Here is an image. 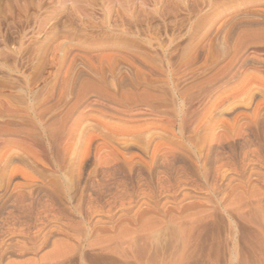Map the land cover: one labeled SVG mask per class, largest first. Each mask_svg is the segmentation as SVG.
I'll list each match as a JSON object with an SVG mask.
<instances>
[{
	"label": "rangeland",
	"instance_id": "374dc122",
	"mask_svg": "<svg viewBox=\"0 0 264 264\" xmlns=\"http://www.w3.org/2000/svg\"><path fill=\"white\" fill-rule=\"evenodd\" d=\"M255 1L258 0H0V129L6 122L11 128L31 127L29 131L43 133H38L42 139L40 144L46 145L45 153L39 151L35 146L38 143L26 130L23 135L18 130L0 136V264H41L43 259L53 255L56 241L59 243L55 248L64 249L65 256L60 260L57 257L58 263L54 258L57 255L51 257L53 260L49 258L56 260L55 264H264V77L250 68L238 83L226 85L231 81L228 79H232L230 76L217 84L224 87L211 98L212 91L195 94L192 100H197L192 110H186L187 100L183 99L187 92L195 93L198 83H203L208 75L211 79L221 64L223 29L230 28L236 18L238 21L250 15L252 19L264 21V9L263 12L258 10L264 8V4H255ZM232 8L234 10H230ZM230 16L234 17L229 19ZM228 19L225 26L224 20ZM193 52L199 60L193 65L194 72L187 73L184 63ZM91 82L100 84L109 93H118L123 88H134L132 90L139 93L150 91L158 97L152 99L161 114H156L155 110L152 113L144 106L140 110L115 104L117 108L107 99L89 98L91 93L78 99L80 89ZM162 101L165 103H159ZM38 112L46 116L43 118ZM46 117L60 118L57 119L60 127L69 125V128L62 126L66 128V137L60 139L58 148L65 152L59 150L58 156L52 139L47 138V124L58 122ZM60 154H63L62 159ZM179 214H183L182 218ZM174 215H178L175 221L177 218L181 221L172 220ZM162 220L166 226L156 229L164 224ZM181 222L185 225H181L183 231L188 230V233L182 231L183 234L189 236L184 237L187 239L183 240L184 248ZM125 225L128 233L135 227L132 234L125 232ZM145 225L150 226L148 230ZM138 228L143 229L140 232ZM148 231L157 235L150 237L152 233H149L150 238L144 237ZM176 232L182 236L178 238ZM139 233L143 238L137 236ZM104 235H110L107 236L110 240ZM99 236L103 241L100 242ZM129 236L137 240L133 243L130 238L126 240ZM122 237L125 244L120 245ZM93 238L97 239V245H93ZM112 238L114 242L119 240L116 243L121 249L125 246L126 251L113 250L117 244ZM110 241L114 244L110 245ZM102 242L108 243L103 244L105 248L112 246V249L100 248ZM140 259L143 263L138 262Z\"/></svg>",
	"mask_w": 264,
	"mask_h": 264
},
{
	"label": "bare ground",
	"instance_id": "6f19581e",
	"mask_svg": "<svg viewBox=\"0 0 264 264\" xmlns=\"http://www.w3.org/2000/svg\"><path fill=\"white\" fill-rule=\"evenodd\" d=\"M256 3L255 4H260V5H263L264 4V0H258V1H255ZM235 3V2H234ZM252 4V3H251ZM250 5V4H249ZM248 5V6H249ZM261 7V6H260ZM235 8V7H234ZM262 9H264V8H258V10L260 11H262ZM230 10H234L233 8L232 9H230ZM229 10V11H230ZM248 11H249V9H248ZM260 11V12H261ZM245 12V11H244ZM256 12H258V11H256ZM263 12V11H262ZM246 14L248 13V12H245ZM259 13V12H258ZM222 14V13H221ZM243 14V17H245V15H244V13H242ZM249 14H250V12H249ZM252 14V13H251ZM254 14V13H253ZM238 15V14H237ZM248 15V14H247ZM256 15V14H255ZM262 15V14H261ZM235 16V15H234ZM234 16H230L229 17V19L230 18H233ZM252 15H250V17H251ZM223 17V16H222ZM237 17V16H236ZM235 17V18H236ZM242 17V16H241ZM248 17V16H247ZM250 17H248V18H242V19H239L240 17H238V21H237V18H236V21H234L233 22V25L230 27V25H229V27L230 28H228L227 30H225V29H223L225 32H224V34L223 35H221L222 36V38H220V40H221V49L223 50L222 51V58L221 57H219V58H221L222 59V62H221V64L219 65V67L216 69L217 70V72H216V70H215V74L213 73V75L212 76H210V77H212L211 79L209 78V75L207 76V79H205V80H203V83H202V81H201V83H198V88H196V89H198L195 93H192V92H187L186 94L185 93H183V94H185L186 96H185V98H183L184 97V95H183V99H185V100H187L186 101V104H188V106L186 105V107H187V109L186 110H188V109H191L192 108V106L194 107V103H196L195 101L197 100V98H196V100L193 102V100L192 99H194V95L196 94V95H199L200 93L202 94V93H208V92H211L210 93V98H211V96H213L212 94H214L215 92H217L218 90H220V87H219V85H217V84H219V83H222L223 82V80L225 79H227V78H229L230 76L232 77V79H228V80H231L230 82H228V83H226V85H229L231 82H234V81H237L239 78V81L241 80V77L242 78H244L243 76L246 74V72H247V70L248 69H250V70H252V72L255 70L261 77H264V21L262 22V21H260V20H255L254 18L252 19V17L250 18ZM229 19L228 20H224V21H226V25L225 26H227V21H229ZM256 19H258V18H256ZM234 20V19H233ZM231 21V20H230ZM232 22V21H231ZM230 22V23H231ZM223 23V22H222ZM229 23V22H228ZM221 24V23H220ZM224 24H225V22H224ZM222 25V24H221ZM220 26V25H219ZM206 27V26H205ZM223 27V26H222ZM222 30V31H223ZM219 31H220V29H219ZM221 32V31H220ZM217 33V32H216ZM212 34V33H211ZM216 36H218V35H216ZM194 43H196V42H194ZM220 45V44H219ZM191 46V45H190ZM198 46V45H197ZM217 46V45H216ZM216 46H215V48H216ZM220 47V46H219ZM204 48V47H203ZM202 48V49H203ZM194 49V48H193ZM201 49V48H200ZM206 49H207V47H206ZM188 50V49H187ZM196 51V50H195ZM221 52V51H220ZM209 53H210V51H209ZM187 54V53H186ZM185 54V55H186ZM198 54V53H197ZM208 55V54H207ZM215 55V54H214ZM219 56V55H218ZM189 57V56H188ZM209 57V56H208ZM202 58V57H201ZM188 59V58H187ZM196 59H198V57H197V55L196 54H194V52H193V55L191 56V58H189L188 60H187V62H186V64L184 63V65H185V69L186 70H188V72L187 73H192V71L194 70L193 69V65H194V63H196L197 62V60ZM143 60V59H142ZM199 60V59H198ZM205 61H206V59H204ZM204 61V62H205ZM214 61V60H213ZM138 62V61H137ZM136 62V63H137ZM146 62V61H145ZM145 62H143V63H145ZM203 62V61H202ZM203 62V63H204ZM216 62H218V61H216ZM155 63V62H154ZM170 63V62H169ZM180 63V62H179ZM199 63V62H198ZM197 63V64H198ZM215 63V62H214ZM139 64V63H138ZM158 64V63H157ZM140 65V64H139ZM142 65V64H141ZM166 65V64H165ZM208 65H210V64H208ZM145 66V65H144ZM159 66H161V64L159 65ZM196 66V65H195ZM211 66V65H210ZM209 66V67H210ZM215 66V65H214ZM142 67V66H141ZM201 67V66H200ZM144 68V67H143ZM172 68V67H171ZM175 68V67H174ZM208 68V67H207ZM142 69V68H141ZM155 69V68H154ZM183 69V68H182ZM197 69H199L200 70V68H197ZM148 70V69H147ZM209 70H210V68H209ZM249 70V71H250ZM99 71V70H98ZM144 71V70H143ZM160 71V70H159ZM196 71V70H195ZM249 71H248V73H249ZM137 72V71H136ZM168 72V71H167ZM194 72V71H193ZM198 72V71H197ZM202 72V71H201ZM201 72H200V74H201ZM204 72V71H203ZM169 73V72H168ZM185 73V72H184ZM206 73V72H205ZM204 73V74H205ZM209 73V72H208ZM207 73V74H208ZM247 73V74H248ZM87 74V73H86ZM103 74V73H102ZM142 74V73H141ZM171 74V73H170ZM253 74V76H254V74L255 73H252ZM136 75V74H135ZM189 75V74H188ZM234 75H236L235 77H233ZM91 76V75H90ZM98 76V75H97ZM137 76V75H136ZM141 76V75H140ZM144 76V75H143ZM152 76H154V75H152ZM159 76V75H158ZM199 76V75H198ZM213 76H215L214 78H213ZM246 76V75H245ZM92 77V76H91ZM125 77V76H124ZM145 77H147V76H145ZM155 77V76H154ZM157 77V76H156ZM160 77V76H159ZM161 77H163V76H161ZM165 77H167V75L165 76ZM182 77H183V74H182ZM185 77V76H184ZM197 77V76H196ZM251 77V76H250ZM85 78V77H84ZM90 78V77H89ZM152 78V77H151ZM181 78V77H180ZM186 78V77H185ZM192 78V77H191ZM203 78V77H202ZM256 78V77H255ZM94 79V78H93ZM97 79V78H96ZM144 79V78H143ZM146 79V78H145ZM159 79V78H158ZM161 79V78H160ZM172 79H173V77H172ZM186 79H188V78H186ZM262 79V78H261ZM264 79V78H263ZM76 80V79H75ZM83 80V79H82ZM125 80H127V79H124V81ZM153 80V79H152ZM154 80H156V79H154ZM163 80V79H162ZM165 80V79H164ZM167 81H168V79H166ZM224 80V81H225ZM244 80H246V78L244 79ZM249 80H252V78L251 79H249ZM248 80V84L250 83V81ZM255 80V79H254ZM118 81V80H117ZM134 81H135V78H134ZM139 81V80H138ZM145 81H147V79L145 80ZM161 81V80H160ZM190 81V80H189ZM199 81V82H200ZM239 81H237L236 83H238ZM75 82V81H74ZM106 82V81H105ZM132 82H133V80H132ZM151 82V81H150ZM158 82H159V80H158ZM171 82V81H170ZM188 82V81H187ZM192 82V81H191ZM258 82V81H257ZM260 82H262V81H260ZM259 82V83H260ZM91 83H93V82H91ZM88 84V85H86V86H84V87H82L81 89H80V92H79V95H78V97H80V98H78V99H82L81 97L82 96H84L85 94H87V93H91L90 95L88 94V96H89V98H91L92 99V97H96V98H104V99H107L108 101H110V104L111 103H114L113 105H115V104H117V105H120V107L121 106H133V107H138L137 109H143L142 107L144 106V107H148V108H150L151 109V111L150 112H152V111H154L155 110V112H158V113H156V114H159L160 112H159V108H158V104H156L155 106H154V100L152 99V98H154L153 96H156V95H154V94H152L150 91L149 92H147V91H145L144 92V90H142V93H139V92H136L135 90H132V89H134V88H131L130 90L129 89H122L121 90V88H120V90L121 91H119L118 93H109V91L107 92L104 88H102V86H100V84L99 85H95L94 83L93 84ZM107 83V82H106ZM168 83V82H167ZM174 83V82H173ZM177 83V82H176ZM183 83V82H182ZM247 83V82H246ZM123 84V83H122ZM140 84H142V83H140ZM156 84V83H155ZM164 84V83H163ZM172 84V83H171ZM184 84V83H183ZM193 84H196V83H193ZM251 84V83H250ZM258 84V83H257ZM114 85V84H113ZM190 85V84H189ZM236 85V84H235ZM242 85H244V84H242ZM261 85H263V83L261 84ZM82 86V85H81ZM110 86V85H109ZM109 86H108V89H109ZM126 86V85H125ZM130 86V85H129ZM137 86V85H136ZM165 86V85H164ZM167 86V85H166ZM185 86V85H184ZM183 86V87H184ZM191 86V85H190ZM194 86H197V84L196 85H194ZM194 86H193V88H194ZM112 87H114V86H112ZM134 87V86H133ZM139 87V86H138ZM153 87H154V85H153ZM178 87V86H177ZM224 86H222L221 88H223ZM227 87V86H226ZM241 87V89H242V86H240ZM129 88V87H128ZM152 88V87H151ZM156 88V87H155ZM159 88V87H158ZM157 88V89H158ZM264 88V87H263ZM112 89V88H111ZM136 89V88H135ZM169 89H170V87H169ZM173 89H175V88H173ZM189 89V88H188ZM245 89V88H244ZM260 89V88H259ZM258 89V90H259ZM63 90V89H62ZM77 90H78V88H77ZM147 90V89H146ZM153 90V89H152ZM163 90V89H162ZM187 89H185V90H182L181 91V94L180 95H182V92H185ZM191 90V89H190ZM225 90V89H224ZM228 90V89H227ZM261 90V89H260ZM114 91V90H113ZM116 91V90H115ZM60 92V91H59ZM77 92V93H78ZM153 92V91H152ZM157 92V91H156ZM159 92V91H158ZM162 92V91H161ZM229 92V91H228ZM237 92V91H236ZM241 92V91H240ZM262 92V91H261ZM260 92V93H261ZM264 92V91H263ZM64 93V92H63ZM154 93V92H153ZM160 93V92H159ZM165 93V92H164ZM164 93H162V94H164ZM235 93V92H234ZM66 94V93H65ZM76 94V93H75ZM158 94V93H157ZM200 94V95H201ZM230 94V93H229ZM237 94V93H236ZM240 94V93H239ZM250 94V93H249ZM259 94V93H258ZM165 95V94H164ZM204 95V94H203ZM228 95V94H227ZM242 95V94H241ZM252 95V94H251ZM251 95H249V101H250V96ZM260 95H262L263 96V94H260ZM59 96H60V93H59ZM159 96H160V94H159ZM230 96V95H229ZM232 96V95H231ZM239 96V95H238ZM245 96H247V95H245ZM70 97V96H69ZM206 97V96H205ZM258 97H261V96H258ZM54 98V97H53ZM74 98V97H73ZM85 98V97H84ZM158 97L156 96V98H154L155 100L157 99ZM44 99V98H43ZM52 99V98H51ZM87 99V98H86ZM103 99V100H104ZM181 99V98H180ZM259 99H261V100H263L262 99V97L261 98H259ZM54 100H55V98H54ZM161 100V99H160ZM207 100V99H206ZM39 101V100H38ZM44 101V100H43ZM107 101V102H108ZM159 101V100H158ZM177 101V100H176ZM56 102V101H55ZM104 102V101H103ZM106 102V101H105ZM200 102V101H199ZM37 103H39V102H37ZM68 103V102H67ZM157 103V102H156ZM159 103H161V104H163V103H165V102H159ZM177 103V102H176ZM202 103V102H201ZM207 103V102H206ZM255 103V102H254ZM51 104V103H50ZM57 104V103H56ZM55 104V105H56ZM73 104V103H72ZM100 104V103H99ZM184 104V103H183ZM200 104V103H199ZM231 104V103H230ZM258 104H260V103H258ZM262 104H263V102H262ZM82 105V104H81ZM117 105H115V106H117ZM168 105V104H167ZM170 105V104H169ZM181 105V104H180ZM217 105V104H216ZM261 105V104H260ZM37 106H39V105H37ZM41 106V105H40ZM77 106V105H76ZM196 106H198V104L196 105ZM253 106V105H252ZM33 107V106H32ZM50 107V106H49ZM53 107V106H52ZM112 107V106H111ZM114 107V106H113ZM127 107V108H128ZM165 107V106H164ZM185 107V106H184ZM190 107V108H189ZM8 108V107H7ZM36 108V107H35ZM48 107L46 106L45 107V109H47ZM115 108V107H114ZM117 108H118V106H117ZM126 108V109H127ZM160 108H163L162 106L160 107ZM173 108V107H172ZM175 108V107H174ZM183 108V107H182ZM228 108V107H227ZM233 108V107H232ZM18 109V108H17ZM20 109V108H19ZM62 109V108H61ZM128 109H130V108H128ZM165 109V108H164ZM237 109V108H236ZM251 109V108H250ZM7 110V109H6ZM37 110H39V109H37ZM42 110V109H41ZM57 110H59V109H57ZM56 110V111H57ZM66 110H67V108H66ZM109 110V109H108ZM148 110V109H147ZM158 110V111H157ZM161 110V109H160ZM163 110V109H162ZM176 110V109H175ZM181 110V109H180ZM192 110V109H191ZM255 110V109H254ZM3 111H4V109H3ZM11 111V110H10ZM18 111V110H17ZM46 111V110H45ZM54 112H55V110H53ZM79 111V110H78ZM114 111V110H113ZM143 111V110H142ZM146 111V110H145ZM167 111V110H166ZM173 111V110H172ZM9 112V111H8ZM24 112V111H23ZM27 112V111H26ZM37 112V111H36ZM40 112H44V111H40ZM47 112V111H46ZM58 112V111H57ZM75 112V111H74ZM77 112V111H76ZM133 112V111H132ZM136 112V111H135ZM134 112V113H135ZM163 112H165V111H163ZM170 112V111H169ZM168 112V113H169ZM179 112V111H178ZM197 112V111H196ZM5 113V112H4ZM12 113V112H11ZM15 113H17L16 111H15ZM14 113V114H15ZM19 113V112H18ZM31 113V112H30ZM65 113V112H64ZM111 113V112H110ZM114 113V112H113ZM139 113V112H138ZM153 113V112H152ZM151 113V114H152ZM171 113V112H170ZM169 113V114H170ZM187 113V112H186ZM185 113V114H186ZM189 113H190V111H189ZM193 113V112H192ZM9 114V113H8ZM20 114V113H19ZM38 114H39V112H38ZM41 114V113H40ZM39 114V115H40ZM46 114V113H45ZM68 114V113H67ZM71 114H73L72 112H71ZM116 114V113H115ZM118 114V113H117ZM121 114V113H120ZM137 114V113H136ZM148 114H149V112H148ZM161 114V113H160ZM176 114V113H175ZM188 114V113H187ZM6 115V114H5ZM38 115V116H39ZM42 116H43V114H41ZM48 115H49V111H48ZM47 115V116H48ZM62 115H64V114H62ZM69 115H70V113H69ZM68 115V116H69ZM109 115H111V114H109ZM119 115V114H118ZM162 115H165V113L164 114H162ZM161 115V116H162ZM178 115V114H177ZM192 115V114H191ZM194 115H195V113H194ZM199 115V114H198ZM198 115H197V117H198ZM235 115V114H234ZM245 115V114H244ZM42 116H41V118H42ZM46 116V115H45ZM45 116H43V118L45 117ZM50 116H52L51 114H50ZM57 116V115H56ZM68 116L66 115V117L68 118ZM73 116V115H72ZM127 116V115H126ZM144 116V115H143ZM142 116V117H143ZM145 116H146V113H145ZM184 116V115H183ZM60 117L62 118V116L60 115ZM65 117V116H64ZM65 117V118H66ZM70 117V116H69ZM160 117V116H159ZM182 117V116H181ZM185 117V116H184ZM192 117V116H191ZM191 117H190V119H191ZM196 117V118H197ZM230 117H232V116H230ZM234 117V116H233ZM4 118V117H3ZM46 118H48V117H46ZM45 118V119H46ZM121 118V117H120ZM134 117H132V119H133ZM162 118V117H161ZM172 118H174V117H172ZM185 118H187V117H185ZM195 118V117H194ZM7 119V118H6ZM10 119H12V118H10ZM24 119V118H23ZM34 119V118H33ZM49 119V118H48ZM52 119V118H51ZM51 119H49V120H51ZM57 119H59L60 120V118H57ZM57 119H52V120H55V121H57ZM112 119V118H111ZM123 119V118H122ZM131 119V120H132ZM153 119H154V117H153ZM181 119V118H180ZM227 119V118H226ZM237 119V118H236ZM13 120H15V119H13ZM24 120H26V119H24ZM30 120V119H29ZM36 120V119H35ZM47 120V119H46ZM59 120L57 121L58 123H56V122H53V121H50V122H52L51 124L52 125H54V126H50L49 125V123L47 124L49 127H51L50 128V130H49V127H48V130H47V132H49V136H47V138H51L52 140H51V142L53 141V146H55V148L56 149H54L55 151H57V155L56 156H58L59 155V153H60V151H61V153H62V151H64L65 152V150H63V149H59L58 148V145H59V142H61L60 141V139L62 140V137H63V139L66 137H64V135H66V128H69V125H68V127L66 126V125H61V127H60V124H59ZM67 120V119H66ZM65 119H64V121H66ZM128 120V119H127ZM139 120V119H138ZM181 120H183V119H181ZM187 120V119H186ZM186 120H185V122H186ZM194 120V119H193ZM192 120V121H193ZM196 120H198V119H196ZM18 121V120H17ZM32 121V120H31ZM30 121V122H31ZM38 121V120H37ZM40 121V120H39ZM43 121V120H42ZM48 121V120H47ZM61 121H62V119H61ZM60 121V123H62ZM69 121V120H68ZM67 121V122H68ZM77 121H79V120H77ZM119 121V120H118ZM140 121V120H139ZM173 121H174V119H173ZM184 121V120H183ZM183 121H181V122H183ZM188 121H191V120H188ZM230 121V120H229ZM233 121V120H232ZM26 122H27V120H26ZM29 122V121H28ZM66 122V123H67ZM121 122H122V120H121ZM132 122V121H131ZM175 122H176V120H175ZM180 122V123H181ZM32 123V122H31ZM39 123V122H38ZM41 123V122H40ZM39 123V124H40ZM55 123V124H54ZM65 123V122H64ZM69 123V122H68ZM73 123V122H72ZM105 123V122H104ZM134 123V122H133ZM139 123V122H138ZM163 123V122H162ZM162 123H160V124H162ZM169 123V122H168ZM188 123V122H187ZM192 123V122H191ZM223 123V122H222ZM227 123V122H226ZM229 123V122H228ZM3 124V123H2ZM6 126L5 127H2L1 129L3 130V131H0V132H2L1 133V137H2V135H7V134H11V132H18V130L20 131V133H22V135H23V133L25 132V130H26V132H27V134L30 136V138H32L35 142H37L38 144L37 145H35V146H38V148L40 149H38L39 151H43L44 152V150H45V147L44 146H46V145H41V144H43V143H41L40 144V142L42 141V139H41V135H39L38 133H40L41 131H39L38 133L37 132H35L34 130H28V129H30V128H28V129H25V126H20V127H24V130H23V128H11V127H9V124H8V122H6V123H4ZM12 124V123H11ZM14 124V123H13ZM17 124V123H16ZM27 124H30V123H27ZM26 124V125H27ZM141 124V123H140ZM139 124V125H140ZM171 124V123H170ZM185 124V123H184ZM188 124H190V123H188ZM194 124H196V122L194 123ZM18 125V124H17ZM25 125V124H24ZM33 125H35V124H33ZM43 125V124H42ZM75 125V124H74ZM126 125V124H125ZM128 125V124H127ZM131 125V124H130ZM187 125V124H186ZM191 125V124H190ZM226 125V124H225ZM30 126V125H29ZM31 126H32V124H31ZM40 126H41V124H40ZM44 126V125H43ZM62 126H66V128H62ZM73 126V125H72ZM117 126V125H116ZM181 126V125H180ZM182 126H183V124H182ZM191 126H193V125H191ZM234 126V125H233ZM16 127V126H15ZM104 127V126H103ZM106 127L108 128L109 126H107L106 125ZM174 127V126H173ZM185 127V126H184ZM35 128H36V125H35ZM40 128V127H39ZM44 128H46V127H44ZM77 127H75V129H76ZM109 128H111V127H109ZM113 128V127H112ZM119 128H121V127H119ZM154 128V127H153ZM165 128V127H164ZM189 128V127H188ZM188 128H186V129H188ZM0 129V130H1ZM74 129V127H72V129H71V131ZM116 130L118 129V128H115ZM137 129V128H136ZM150 129H151V127H150ZM155 129V128H154ZM36 130V129H35ZM109 130V129H108ZM113 130H114V128H113ZM129 130V129H128ZM134 130V129H133ZM140 130V129H139ZM145 130V129H144ZM143 130V131H144ZM184 130V129H183ZM44 131V130H43ZM74 131V130H73ZM118 131V130H117ZM149 131V129L147 130V132ZM163 131V130H162ZM188 131V130H187ZM193 131V130H192ZM5 132V133H4ZM116 132V131H115ZM122 132V131H121ZM126 132V131H125ZM130 132V131H129ZM134 132V131H133ZM181 132V131H180ZM189 132V131H188ZM72 133V132H71ZM141 133H142V131H141ZM189 133H191V132H189ZM193 133V132H192ZM26 134V133H25ZM26 134V135H27ZM40 134H42L43 135V133L41 132ZM45 134V133H44ZM47 134V133H46ZM75 134H76V131H75ZM108 134V133H107ZM126 134V133H125ZM15 135V134H14ZM48 135V134H47ZM131 135V134H130ZM149 135V134H148ZM148 135L146 136V137H148ZM113 136V135H112ZM111 136V137H112ZM133 136H135V135H133ZM187 136V135H186ZM8 137H10V136H8ZM16 137H18V136H16ZM28 137V136H27ZM126 137V136H125ZM124 137V138H125ZM144 137V136H143ZM5 138V137H4ZM7 138V137H6ZM12 138V137H11ZM21 138H23V137H21ZM29 138V139H30ZM68 138V137H67ZM70 138V137H69ZM139 138H141V136L139 137ZM24 139H26L25 137H24ZM24 139H22V142H23V140ZM44 139V138H43ZM74 139V138H73ZM137 139V138H136ZM145 139V138H144ZM18 140V139H17ZM31 140V139H30ZM49 140V139H48ZM104 140V139H103ZM117 140V139H116ZM125 140H126V138H125ZM12 141V140H11ZM14 141H16V140H14ZM25 141H28V140H25ZM138 141H139V139H138ZM141 141H142V138H141ZM144 141V140H143ZM246 141V140H245ZM249 141V140H248ZM4 142H6V141H4ZM21 142V141H20ZM65 142V141H64ZM68 142H70V141H68ZM117 142V141H116ZM140 142V141H139ZM150 142V141H149ZM11 143V142H10ZM13 143V142H12ZM31 142H29V144H30ZM49 143H50V141H49ZM2 144H4V143H2ZM6 144V143H5ZM47 144V143H46ZM63 144V143H62ZM69 144V143H68ZM140 144V143H139ZM142 144H144V143H142ZM145 144H147L146 142H145ZM149 144V143H148ZM247 144H248V142H247ZM31 145V144H30ZM60 146H61V144H60ZM64 146V145H63ZM63 146H61V147H63ZM68 146V145H67ZM124 146V145H123ZM151 146V145H150ZM1 147V146H0ZM27 147V146H26ZM29 147V146H28ZM27 147V148H28ZM31 147H32V145H31ZM153 147H154V145H153ZM33 148H35V147H33ZM64 148H66L65 146H64ZM113 148V147H112ZM141 148H143V147H141ZM145 149H146V147H144ZM7 149V148H6ZM8 149H10L9 147H8ZM13 149V148H12ZM11 149V150H12ZM47 149V148H46ZM49 149V148H48ZM20 150V149H19ZM37 150V151H38ZM54 150H52V152L54 151ZM60 150V151H59ZM142 150H144V149H142ZM230 150V149H229ZM8 151V150H7ZM24 151V150H23ZM34 151H36V149L34 150ZM47 151V153L48 152H50L51 151V149H50V151H48V150H46ZM54 151V152H55ZM123 152H124V150H122ZM21 152V151H20ZM20 152H18V153H20ZM128 152V151H127ZM126 152V153H127ZM4 153V152H3ZM30 153H31V151H30ZM32 153H34V152H32ZM38 153V152H37ZM45 153V152H44ZM257 153V152H256ZM9 154V153H8ZM7 154V155H8ZM21 154V153H20ZM36 154V153H35ZM34 154V155H35ZM40 154V153H39ZM54 154V153H53ZM52 154V156H54ZM65 154V153H64ZM124 154V153H123ZM27 155V154H26ZM46 155H50V154H46ZM61 155H63V154H60V157L59 158H61V157H63V156H61ZM32 156V155H31ZM38 156V155H37ZM44 156V155H43ZM124 156V155H123ZM219 156V155H218ZM36 157V156H35ZM126 157V156H125ZM142 157V156H141ZM141 157H140V160H141ZM1 158V157H0ZM34 158V157H33ZM47 158V157H46ZM54 158H56V157H54ZM53 158V159H54ZM58 158V159H59ZM220 158V157H219ZM6 159V158H5ZM27 159V158H26ZM32 159V158H31ZM38 159H39V157H38ZM41 159H44V158H41ZM50 159V158H49ZM49 159H47V160H49ZM58 159H56V161H58ZM62 159V158H61ZM60 159V160H61ZM105 159H106V157H105ZM1 160V159H0ZM9 160V159H8ZM50 160H52V159H50ZM55 160V159H54ZM64 160V159H63ZM222 160H223V158H222ZM7 161V160H6ZM17 161V160H16ZM37 161H39V160H37ZM41 161L42 160H40V163H41ZM46 161V160H45ZM62 161V160H61ZM34 162H36V161H34ZM48 162V161H47ZM52 162L53 161H50V163H51V165H52ZM107 162V161H106ZM145 162V161H144ZM220 162H222V161H220ZM219 162V163H220ZM43 163H44V161H43ZM49 163V162H48ZM65 163V162H64ZM44 164H46V163H44ZM54 164V163H53ZM39 165V164H38ZM51 165H49V166H51ZM59 165V164H58ZM147 165V164H146ZM166 165V164H165ZM171 165V164H170ZM220 165H221V163H220ZM41 166H42V164H41ZM44 166V165H43ZM60 167H61V165H59ZM59 166H57V167H59ZM63 166V165H62ZM111 166V165H110ZM196 166V165H195ZM197 166H199V165H197ZM219 166V165H218ZM54 167V166H53ZM52 167V168H53ZM59 167V168H60ZM65 167V166H64ZM112 167V166H111ZM161 167V166H160ZM171 167V166H170ZM108 168V167H107ZM150 168V167H149ZM58 169V168H57ZM114 169V168H113ZM161 169V168H160ZM169 169V168H168ZM198 169V168H197ZM16 170V169H15ZM51 170V169H50ZM60 170V169H59ZM109 170V169H108ZM54 171H55V169H54ZM24 172V171H23ZM52 172V171H51ZM108 172V171H107ZM61 173V172H60ZM50 174V173H49ZM104 174H105V172H104ZM53 175V174H52ZM58 176H59V174H57ZM163 175V174H162ZM201 175H202V173H201ZM56 176V175H55ZM110 176V175H109ZM184 176V175H183ZM180 178H182V177H180L179 176V179ZM106 180V179H105ZM187 180V179H186ZM188 180H190V179H188ZM163 181H164V179H163ZM166 181V180H165ZM176 181V180H175ZM178 181V180H177ZM184 181V180H183ZM169 182V181H168ZM107 183V182H106ZM109 183V182H108ZM181 183H183V182H181ZM164 184V183H163ZM169 184V183H168ZM175 184L177 185V183L175 182ZM107 185V184H106ZM120 185V184H119ZM118 185V186H119ZM208 185V184H207ZM217 185V184H216ZM243 185V184H242ZM122 186V185H121ZM209 186V185H208ZM105 187H107V186H105ZM143 187V186H142ZM187 187V186H186ZM185 187V188H186ZM231 187V186H230ZM244 187V186H243ZM166 188V187H165ZM164 188V189H165ZM211 188V187H210ZM213 188V187H212ZM241 188V187H240ZM100 189V188H99ZM147 189V186H146V188H145V190ZM154 189V188H153ZM156 189V188H155ZM215 189V188H214ZM228 189V188H227ZM175 190V189H174ZM177 190V189H176ZM179 190H180V188H179ZM178 190V191H179ZM149 191H151V189L149 190ZM158 191V190H157ZM216 191V190H215ZM244 191V190H243ZM144 192V191H143ZM164 192V191H163ZM167 192V191H166ZM232 192V191H231ZM264 192V191H263ZM145 193V192H144ZM161 193H162V191H161ZM172 193V192H171ZM226 193V192H225ZM140 194V193H139ZM148 194V193H147ZM151 194V193H150ZM177 194V193H176ZM141 195V194H140ZM178 195V194H177ZM222 195H224V194H222ZM236 195V194H235ZM237 195H239V194H237ZM242 195V194H241ZM139 196V195H138ZM141 196H143V195H141ZM140 196V197H141ZM145 196V195H144ZM175 196V195H174ZM173 196V197H174ZM184 196H186V195H184ZM255 196V195H254ZM264 196V195H263ZM126 197V196H125ZM153 197V196H152ZM228 197V196H227ZM237 197V196H236ZM250 197V196H249ZM130 198V197H129ZM142 198V197H141ZM232 198H234V197H232ZM116 199V198H115ZM127 199V198H126ZM126 199H124L125 200V202H126ZM150 199V198H149ZM159 199H161V198H159ZM174 199H176V198H174ZM181 200H182V198H180ZM221 199H223V198H221ZM236 199V198H235ZM245 199V198H244ZM114 200V199H113ZM120 200V199H119ZM122 200V199H121ZM121 200H120V203H121ZM128 200V199H127ZM130 200V199H129ZM134 200V199H133ZM146 200V199H145ZM247 200V199H246ZM131 201V200H130ZM152 201V200H151ZM163 201V200H162ZM165 201V200H164ZM167 201H169V200H167ZM178 201H179V199H178ZM226 201H228V200H226ZM260 201V200H259ZM94 202V201H93ZM116 202H117V200H116ZM145 202V201H144ZM144 202H143V204H144ZM172 202V201H171ZM177 202V201H176ZM224 202V201H223ZM31 203V202H30ZM91 203V202H90ZM108 203V202H107ZM112 203V202H111ZM119 203V204H120ZM123 203V202H122ZM126 203H128V202H126ZM145 203H147V202H145ZM163 203V202H162ZM166 203V202H165ZM109 204V203H108ZM131 204V203H130ZM142 204V203H141ZM140 204V205H141ZM149 204V203H148ZM152 204H154V203H152ZM166 204H169V203H166ZM181 204V203H180ZM180 204H178V205H180ZM225 204H227L226 202H225ZM229 204H230V202H229ZM243 204V203H242ZM103 205V204H102ZM175 205V204H174ZM29 206V205H28ZM92 206V205H91ZM114 206V205H113ZM122 206V205H121ZM128 206V205H127ZM131 206V205H130ZM143 206H146V205H143ZM238 206V205H237ZM257 206V205H256ZM87 207V206H86ZM107 207V206H106ZM110 207V206H109ZM116 207V206H115ZM123 208L125 207L124 205L122 206ZM141 207V206H140ZM154 208H155V206H153ZM159 207V206H158ZM161 207V206H160ZM165 207V206H164ZM47 208V207H46ZM98 208H99V206H98ZM149 208H151V207H149ZM199 208V207H198ZM240 208V207H239ZM40 209H42V208H40ZM49 209V208H48ZM106 209V208H105ZM109 209V208H108ZM116 209V208H115ZM159 209V208H158ZM166 209V208H165ZM179 209V208H178ZM189 209V208H188ZM196 209V208H195ZM114 210V209H113ZM126 210H128V209H126ZM149 210H151V209H149ZM154 210V209H153ZM156 210V209H155ZM163 210V209H162ZM176 210V209H175ZM174 210V211H175ZM194 210V209H193ZM89 211V210H88ZM98 211V210H97ZM109 211V210H108ZM129 211V210H128ZM147 211V210H146ZM145 211V212H146ZM191 211V210H190ZM51 212V211H50ZM92 212V211H91ZM94 212V211H93ZM96 212V211H95ZM111 212H112V210H111ZM122 212V211H121ZM163 212V211H162ZM168 212V211H167ZM195 212V211H194ZM41 213H43V212H41ZM97 213V212H96ZM109 213V212H108ZM144 213V212H143ZM142 213V214H143ZM171 213V212H170ZM25 214V213H24ZM37 214V213H36ZM48 214H49V212H48ZM54 214V213H53ZM94 214V213H93ZM137 214H138V212H137ZM150 213L149 212H147V214L146 215H149ZM158 214V213H157ZM161 214H164V213H161ZM176 214V213H175ZM187 214V213H186ZM42 215V214H41ZM100 215V214H99ZM105 215V214H104ZM109 215H110V213H109ZM112 216H114L113 214H111ZM118 215V214H117ZM134 215H135V213H134ZM183 215V214H182ZM181 215V216H182ZM193 215V214H192ZM35 216V215H34ZM38 216V215H37ZM36 216V217H37ZM112 216H110V217H112ZM136 216V215H135ZM145 216V215H144ZM143 216V217H144ZM151 215H149V217H150ZM154 216V215H153ZM152 216V217H153ZM175 216V215H174ZM173 216V217H174ZM179 216H180V214H179ZM180 216V218H182ZM189 216V215H188ZM89 217V216H88ZM91 217V216H90ZM117 217V216H116ZM131 217V216H130ZM137 217V216H136ZM139 217H140V215H139ZM142 217V216H141ZM147 217V216H146ZM158 217V216H157ZM176 217H178V215H176L174 218H171L172 220H174L175 221V219H176ZM186 217V216H185ZM198 217H199V215H198ZM49 218H51V217H49ZM60 218V217H59ZM82 218V217H81ZM135 218V217H134ZM145 218V217H144ZM191 218V217H190ZM190 218H189V220H190ZM46 219V218H45ZM92 219V218H91ZM90 219V220H91ZM118 219V218H117ZM136 219V218H135ZM148 219H150V218H148ZM147 219V220H148ZM153 219H154V217H153ZM153 219H151V220H153ZM158 219H160V218H158ZM168 219V218H167ZM184 219V218H183ZM198 219V218H197ZM39 220V219H38ZM140 220V219H139ZM138 220V221H139ZM142 220V219H141ZM145 220H146V218H145ZM151 220H148V221H150L151 222ZM157 220V219H156ZM161 220V219H160ZM166 220V219H165ZM170 220V219H169ZM171 220V221H172ZM191 220H195V218L193 219V217L191 218ZM190 220V221H191ZM42 221H43V219H42ZM56 221H58V220H56ZM92 221V220H91ZM133 221V220H132ZM159 221V220H158ZM158 221H156V223L158 222ZM163 221V220H162ZM162 221H160L161 223H162ZM181 220H179V218H177V220L175 221V222H180ZM197 221V220H196ZM39 222H41V221H39ZM47 222V221H46ZM98 222V221H97ZM97 222H95V223H97ZM100 222H102V220L100 221ZM99 222V223H100ZM141 222V221H140ZM145 222V221H144ZM143 222V223H144ZM147 222V221H146ZM160 222H158L157 224H160ZM164 222V221H163ZM169 222V221H168ZM183 222V221H182ZM182 222L179 224L180 226L181 225H183V227L185 226L184 224H182ZM188 222V221H187ZM60 223V222H59ZM89 223V222H88ZM103 223V222H102ZM135 223V222H134ZM142 223V224H143ZM154 223H155V220H154ZM176 223V224H177ZM184 223V222H183ZM194 223V222H193ZM193 223H191L192 225H193ZM62 224V223H61ZM77 224V223H76ZM79 224H81V223H79ZM83 224V223H82ZM106 224V223H105ZM127 224V223H126ZM129 224V223H128ZM149 225V223H146V225ZM23 225V224H22ZM109 225V224H108ZM112 225V224H111ZM114 225V224H113ZM130 225V224H129ZM140 225V224H139ZM139 225H137L136 226V228L137 227H139ZM145 225V226H146ZM152 225H156V224H151L150 226H152ZM165 225V222H164V224L162 223V225H159L158 226V228H156V229H159L160 228V226H161V228H162V226H164ZM189 225V224H188ZM187 225V226H188ZM191 225V226H192ZM36 226V225H35ZM43 226V225H42ZM41 226V227H42ZM58 226V225H57ZM69 226V225H68ZM67 226V227H68ZM76 227L78 226V225H75ZM95 226V225H94ZM99 226V225H98ZM126 226V225H125ZM131 226H133V225H131ZM131 226H129V228L131 227ZM144 226V227H145ZM150 226H146L147 227V230H148V228L150 227ZM166 226V225H165ZM164 226V227H165ZM176 226V225H175ZM177 226H178V224H177ZM186 226V227H187ZM190 226V227H191ZM20 227H21V224H20ZM19 227V228H20ZM25 227V226H24ZM27 227V226H26ZM64 227V226H63ZM90 227V226H89ZM88 227V228H89ZM109 227H111V226H109ZM124 227V226H123ZM141 227H143L142 225L140 226V228ZM145 227V228H146ZM155 227H157V226H155ZM182 226L180 227V229H182L183 228ZM190 227H188V228H190ZM75 228V227H74ZM81 228V227H80ZM79 228V229H80ZM91 228H92V226H91ZM112 228V227H111ZM111 228H110V230H111ZM114 228V227H113ZM112 228V229H113ZM128 227L126 226V228L125 229H127ZM132 228V227H131ZM140 228H138V229H140ZM153 228V227H152ZM151 228V229H152ZM160 228V229H161ZM179 228V227H178ZM22 229H23V227H22ZM69 229V228H68ZM76 229V228H75ZM118 229V228H117ZM133 229H135V227L133 226ZM132 229V232L134 231ZM137 229V230H138ZM143 229V228H142ZM142 229H140L139 231L141 232L142 231ZM154 229V228H153ZM155 229V230H156ZM173 229H176V228H173ZM184 229V228H183ZM183 229L181 230V233L183 234V232L184 231H186V230H184L183 231ZM186 229V228H185ZM72 230H74V229H72ZM102 230H104V229H102ZM109 230V229H108ZM114 230V229H113ZM116 230V229H115ZM131 230V229H130ZM146 230V229H145ZM163 230V229H162ZM177 230V229H176ZM175 230V231H176ZM20 231H21V229H20ZM27 231V230H26ZM29 231V230H28ZM84 231V230H83ZM107 231V230H106ZM119 231H121V228H119ZM127 231V233H128V229L127 230H125V232ZM144 231V230H143ZM150 231V230H149ZM147 232L146 233V235H144V237L145 236H147L148 237V235H149V233H152V234H150V237H151V235L153 236V234H156V232H157V230H156V232L154 233V232H152V231H154V230H152L151 232ZM160 231V230H159ZM158 231V232H159ZM173 231V230H172ZM174 231V232H175ZM183 231V232H182ZM188 231V230H187ZM186 231V232H187ZM189 231H190V229H189ZM15 232V231H14ZM13 232V233H14ZM33 232H35V231H33ZM38 232V231H37ZM111 232V231H110ZM124 232V231H123ZM123 232H121L122 233V235H124L125 236V234L127 235V233H124L123 234ZM132 232L130 233H128V234H132ZM136 233L138 232V231H135ZM145 232V231H144ZM144 232L142 233V235L144 234ZM177 232H178V230H177ZM176 232V233H177ZM180 232V231H179ZM90 233H91V231H90ZM90 233H88V234H90ZM114 233H117V235H119L118 234V231L116 232H114ZM180 233V234H181ZM188 233V232H187ZM187 233H184L183 234V236H182V234L181 235H178V233H177V236H178V238H179V236H182L181 238H182V241L184 240H187L186 238L187 237H189V236H187L186 237V234ZM28 234V233H27ZM38 234V233H37ZM72 235L71 236H73V233H71ZM96 234V233H95ZM95 234H94V236H95ZM98 235H99V233H97ZM106 234V233H105ZM109 234V233H108ZM148 234V235H147ZM174 234V233H173ZM21 235V234H20ZM36 235V234H35ZM78 234H76V236H77ZM81 235V234H80ZM85 235H87V233H85L84 234V236ZM92 235V234H91ZM113 234H111V236H112ZM115 235V234H114ZM113 235V236H114ZM116 235V237H118ZM133 235H134V233H133ZM141 233H139V235H137V236H139V237H142L143 238V236L141 235ZM157 235V234H156ZM185 235V236H184ZM32 236V235H31ZM81 236H83V235H81ZM105 236L106 235H104L103 237L105 238ZM107 236H110V235H107ZM106 236V237H107ZM112 236V237H113ZM123 236V237H124ZM128 236V235H127ZM155 236V235H154ZM175 236V235H174ZM173 236V237H174ZM78 237V236H77ZM100 237V236H99ZM103 237H100L99 238V240L102 238V239H104ZM115 237V238H116ZM119 237H120V235H119ZM122 237V240L120 239V238H117V239H120V242H119V244L121 245L122 244V241L125 239V238H123ZM135 237V236H134ZM139 237H138V239H139ZM150 237H148V238H150ZM184 237H186L185 239H184ZM27 238V237H26ZM87 238V237H86ZM91 238H92V236L90 237V239L89 240H91ZM95 238H98V236L97 237H95ZM95 238H93L94 240H92V242H93V245H94V243H96L97 241V239L95 240ZM108 238L109 237H107V240H108ZM128 238H130V236L129 237H127L126 238V240L128 239ZM132 238V237H131ZM130 238V239H131ZM154 238V237H153ZM152 238V239H153ZM176 239H177V237H175ZM100 240V242L101 241H103V240ZM114 238H112V240H113ZM130 239H128V240H130ZM145 239V238H144ZM147 239V238H146ZM151 239V240H152ZM29 240V239H28ZM33 240H34V238H33ZM99 240H98V242H99ZM106 240V239H105ZM105 240H104V242H105ZM106 240V241H107ZM110 240V239H109ZM108 240V241H109ZM132 240V239H131ZM134 240H137L136 238L134 239ZM134 240H132V243H133V241ZM64 241V240H63ZM96 241V242H95ZM117 241H119V240H116V242ZM178 241H180V240H178ZM183 241V242H184ZM36 242V241H35ZM60 242H61V240H60ZM65 242V241H64ZM64 242H63V244H61L62 246L63 245H65L64 244ZM90 242V241H89ZM112 241H110V242H108V243H111ZM113 242H114V240H113ZM111 243L110 245H112V244H117L116 242H114V243ZM129 242V241H128ZM127 241H126V243H128ZM145 242V241H144ZM189 242V241H188ZM59 243V242H58ZM57 243V241H56V243L54 244V251H53V255L55 254V255H57V256H53V255H51V257L53 256L55 259H57V263L58 262H60L59 260L61 259L60 257H62V256H65V252L63 253L62 251L64 250H60V248L57 250L56 248H55V246L58 244ZM108 243H101L102 245H99L100 246V248H101V246L103 247L102 249H108V248H105L104 246L105 245H107ZM151 243V242H150ZM70 243H68V245H69ZM103 244H105L104 246H103ZM123 244H125V242L123 243ZM122 244V245H123ZM138 244V243H137ZM185 244H186V242H184V246H183V248L185 247ZM30 245V244H29ZM96 245H97V243H96ZM136 245V244H135ZM32 246V245H31ZM51 246H53V245H51ZM59 246V245H58ZM134 246V245H133ZM142 246V245H141ZM39 247V246H38ZM37 247V248H38ZM64 247V246H63ZM62 247V248H63ZM69 247V246H68ZM71 247V246H70ZM107 247V246H106ZM114 247V246H113ZM123 247V246H122ZM120 247H119V245L117 244V247H115V249H113V250H116V249H119ZM125 246L121 249V250H123V251H126L125 249ZM128 248V247H127ZM56 249V250H55ZM109 249H112V246H111V248H109ZM119 249V251H121ZM52 250V249H51ZM69 250V249H68ZM71 250V249H70ZM56 251V252H55ZM59 251H61V252H59ZM55 252V253H54ZM60 254H62L61 256L59 255V253ZM123 253H127V252H123ZM123 253H121L122 255H123ZM47 255H50V253L48 254V253H46ZM64 254V255H63ZM128 255V254H127ZM134 255V257H135V254H132L131 256H133ZM42 256V255H41ZM46 256V255H45ZM125 256V255H124ZM51 257H49V258H51ZM59 258V260H58V258ZM134 257H132V258H134ZM41 258V257H40ZM42 258H45V257H42ZM41 258V259H42ZM48 257H46L45 259H43V260H45L46 261V259H48L46 262L45 261H43L42 260V262H41V264H43V262H44V264L45 263H47L49 260L50 261H52L51 259H49ZM63 259V258H62ZM137 259H139V258H137ZM36 260V259H35ZM34 260V261H35ZM33 261V262H34ZM40 261V260H39ZM141 261V259L140 260H138V262H140ZM146 262H147V260H145ZM37 262V261H36ZM9 263V262H8ZM24 262H22V264H23ZM32 264V262H29V264ZM35 263V262H34ZM40 263V262H39ZM55 264L56 263V260L53 262H48L47 264ZM140 263H143V261L142 262H140ZM11 264H12V262H11ZM14 264V263H13ZM18 264H20V262H18ZM25 264V263H24ZM27 264V263H26Z\"/></svg>",
	"mask_w": 264,
	"mask_h": 264
}]
</instances>
